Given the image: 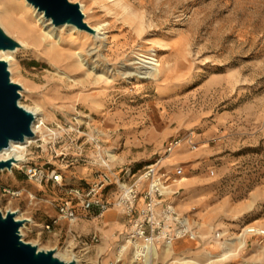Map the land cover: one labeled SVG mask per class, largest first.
I'll return each mask as SVG.
<instances>
[{
	"label": "rangeland",
	"instance_id": "obj_1",
	"mask_svg": "<svg viewBox=\"0 0 264 264\" xmlns=\"http://www.w3.org/2000/svg\"><path fill=\"white\" fill-rule=\"evenodd\" d=\"M8 1L0 0V13ZM70 1L84 6L92 29L54 30L71 44V67L79 52L82 58L92 53L83 71L60 64L74 76L71 81L43 58L42 49L9 31L21 45L7 63L11 81L24 92L22 105L33 107V95L54 85L61 95L49 106L46 127L27 146L23 163L0 171V210L20 211L34 221L24 230L25 242L74 256L77 264H144L133 261L136 248L127 240L134 242L130 236L141 220L148 180L139 183L131 214L115 201L123 185L137 182L152 165L160 181L170 178L156 221L171 208L196 235L176 237L179 226L171 219L152 235L145 227L144 238L135 242L143 246L152 237L154 264H264V236L248 233L264 230V0ZM99 26L96 40L93 28ZM142 54L159 60L158 78L135 73L131 63ZM26 166L55 171L63 180L31 181ZM101 183L110 203L105 212L86 211L75 200V223L60 220L49 231L41 229L58 219V207L75 198L74 191L84 194ZM112 210L127 226L109 239L97 224Z\"/></svg>",
	"mask_w": 264,
	"mask_h": 264
},
{
	"label": "bare ground",
	"instance_id": "obj_2",
	"mask_svg": "<svg viewBox=\"0 0 264 264\" xmlns=\"http://www.w3.org/2000/svg\"><path fill=\"white\" fill-rule=\"evenodd\" d=\"M34 9V12H36V15H32L30 9ZM81 9L84 12V6L81 4ZM85 22V21H84ZM0 23L5 28V32L7 34H10L9 31H12L14 33H17L19 37L21 38V42L24 44H27L28 46L34 47L36 50L40 52V49H42V52L40 53L44 59H46L53 67L56 68L58 73H62V76H65L70 81L73 80V75H71L70 72H80L83 71V67L88 65V56H84L80 52L78 55V64L73 65L74 67H71V60L73 54V50H71V44L63 36V33L56 34L54 30L62 29V28H70L72 30H77L75 26L72 25H64L60 27H55L50 20H47L44 17V14L41 12H38L37 9H35L31 4H29L26 0H10L6 4L5 10L0 13ZM86 23V22H85ZM52 29V30H51ZM95 32H98V36L95 37V39H99L100 30L102 28L94 27L93 28ZM43 32V33H42ZM180 42H182V37L175 43L178 45ZM95 50H92L93 52ZM17 51L16 50H7L0 52V60L5 62H11L14 60L15 55ZM133 60L131 65L134 69L136 74H142L143 78L147 79H156L159 77L161 72V63H159V60L148 56V55H139L138 59ZM63 61H66V66L71 68L72 70L68 72L65 69L60 68V64H62ZM10 72L13 74L12 71V65L9 63ZM91 71L94 72L95 68L90 67ZM135 76V75H134ZM11 80L13 81V76L11 77ZM82 85H84L82 83ZM25 89V88H24ZM61 89L60 85H54L48 92L42 94V95H33L34 99L32 98L34 102V106H24L22 105L21 101H19V104L21 107H23L26 111L32 113L35 116V122L33 125V131L35 133V136L33 138L26 139L25 142L19 143V142H12L10 143V147L8 149H4L0 151V160H7L12 158L15 160L13 163V168H17L20 166V164L24 161L23 153L26 150L27 146L34 143L40 136V133H42L45 126V119L48 118L49 114V106L53 104L55 101L54 98L60 97V93H56ZM54 92L56 94H54ZM20 95L24 98V92H20ZM29 99V97H26ZM32 102V104H33ZM109 158L112 160H115L116 154L114 152H108ZM7 170V171H12ZM17 217L20 219L22 218V213L20 211H16ZM31 224H34V221L32 219H29ZM23 228L22 233L24 235ZM129 244H134L135 251L133 253L132 259L133 261H141L144 264H154V260L156 259L158 252L157 247L153 243V241L147 242L145 245H139L137 242H132L130 240H127ZM240 246L244 247L245 242L241 241ZM125 249V246L121 247L120 253ZM166 252L170 251L169 246L167 245ZM56 257L63 261H71L76 260L78 263V260L76 257H69L66 254L60 253L56 251Z\"/></svg>",
	"mask_w": 264,
	"mask_h": 264
},
{
	"label": "water",
	"instance_id": "obj_3",
	"mask_svg": "<svg viewBox=\"0 0 264 264\" xmlns=\"http://www.w3.org/2000/svg\"><path fill=\"white\" fill-rule=\"evenodd\" d=\"M38 12L44 14L55 27L72 25L78 29L92 31L84 22L80 5L70 0H26ZM21 45L12 39L0 26V52L15 50ZM22 87L10 79L8 63L0 60V151L8 149L10 143H23L33 138L35 116L20 106ZM15 160H0V171L11 170ZM18 219L17 213L0 210V264H77L56 257V250H41L37 245L25 242L21 229L28 222Z\"/></svg>",
	"mask_w": 264,
	"mask_h": 264
},
{
	"label": "built area",
	"instance_id": "obj_4",
	"mask_svg": "<svg viewBox=\"0 0 264 264\" xmlns=\"http://www.w3.org/2000/svg\"><path fill=\"white\" fill-rule=\"evenodd\" d=\"M180 142L181 141L179 140L170 143L169 146L167 147V152L171 153L177 146H179ZM191 149L195 150L196 145L191 144ZM177 170L179 173L182 171L181 168H178ZM24 173L29 180L39 183L52 182V183L60 184L63 180L62 176L59 173L55 171L44 170L43 168H39L36 166H26ZM105 178L106 180H108L107 177ZM169 179L170 178L164 181L162 180L160 181L158 177L157 168L151 165L145 168L143 175L139 178L137 182H134L132 184H125L121 188L120 194L116 198L115 206L121 208L126 214H131L135 208V203L137 202L138 199L139 183L145 180H148L149 182L148 191L145 196L146 204L141 212L142 214L141 220L137 221V223L135 224L136 231L134 234L130 236V238L134 241V243L136 241L135 240L136 238L138 239L144 238L146 233V230L144 229L145 227L150 228V232L152 235L156 228L166 224L165 221L170 219L176 222L177 226H179L176 231V235H177L176 237H181L187 234H189L192 238L196 236L194 232L188 231L187 229L188 222L184 219L179 218L176 212L171 208H167L165 210L163 219L161 221H156L157 218L155 215V209L161 204L159 198L162 195V191L167 189L166 185ZM105 188H106V184L104 185L103 183H101L91 187L84 194H81L79 191H74L75 198L73 199L71 198L69 200L64 201L58 207V214H59L58 219L54 220L51 223H47L43 225L41 229L49 231L51 230L52 226L57 224V222L60 220H65L70 224L75 223L78 219L75 200L81 199V207L84 210L89 211L95 208L98 211V214H102L110 206V203L107 202L102 195ZM3 191L4 193H6L11 197H18L20 195V192L11 189H4ZM20 219L29 220L28 218H20ZM30 225L31 222L29 220L24 225L23 228L26 229ZM23 228L21 229V233ZM248 233L253 235L264 236V230H258L257 228L248 229ZM166 236L168 237V234ZM22 237H23V233H22ZM145 240L148 241V238H145ZM149 241H152V237L151 239H149Z\"/></svg>",
	"mask_w": 264,
	"mask_h": 264
},
{
	"label": "crops",
	"instance_id": "obj_5",
	"mask_svg": "<svg viewBox=\"0 0 264 264\" xmlns=\"http://www.w3.org/2000/svg\"><path fill=\"white\" fill-rule=\"evenodd\" d=\"M126 226L123 217L115 210H112L105 218L98 220L97 229L104 237L111 239L118 232L125 230Z\"/></svg>",
	"mask_w": 264,
	"mask_h": 264
}]
</instances>
